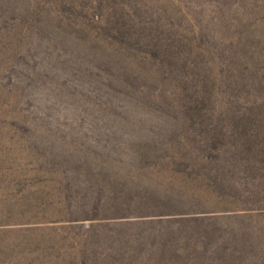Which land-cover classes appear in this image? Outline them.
<instances>
[{"label": "rangeland", "instance_id": "374dc122", "mask_svg": "<svg viewBox=\"0 0 264 264\" xmlns=\"http://www.w3.org/2000/svg\"><path fill=\"white\" fill-rule=\"evenodd\" d=\"M0 264H264V0H0Z\"/></svg>", "mask_w": 264, "mask_h": 264}, {"label": "trees", "instance_id": "16d2710c", "mask_svg": "<svg viewBox=\"0 0 264 264\" xmlns=\"http://www.w3.org/2000/svg\"><path fill=\"white\" fill-rule=\"evenodd\" d=\"M198 205L195 204H184L182 201H159L157 203L153 202L151 204H146L140 206L139 211L147 212L152 215H179L190 212H197Z\"/></svg>", "mask_w": 264, "mask_h": 264}, {"label": "crops", "instance_id": "0c3cea01", "mask_svg": "<svg viewBox=\"0 0 264 264\" xmlns=\"http://www.w3.org/2000/svg\"><path fill=\"white\" fill-rule=\"evenodd\" d=\"M152 217H154V216H152ZM152 219L153 218H141V219H137V220H134L133 222H143V221H152ZM155 219V218H154ZM126 222H131V220L130 221H126ZM181 254V255H180ZM174 257H186V256H184V254H183V252L182 253H179V252H177L175 255H174ZM167 258V257H166Z\"/></svg>", "mask_w": 264, "mask_h": 264}]
</instances>
